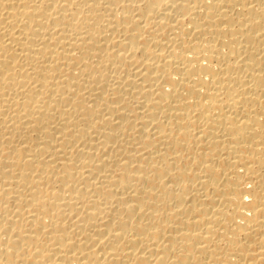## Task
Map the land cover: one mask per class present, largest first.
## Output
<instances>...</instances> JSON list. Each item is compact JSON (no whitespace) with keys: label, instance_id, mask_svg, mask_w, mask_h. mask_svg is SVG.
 <instances>
[{"label":"bare ground","instance_id":"obj_1","mask_svg":"<svg viewBox=\"0 0 264 264\" xmlns=\"http://www.w3.org/2000/svg\"><path fill=\"white\" fill-rule=\"evenodd\" d=\"M0 264H264V0H0Z\"/></svg>","mask_w":264,"mask_h":264}]
</instances>
